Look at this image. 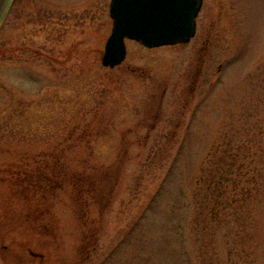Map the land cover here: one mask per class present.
Here are the masks:
<instances>
[{
    "label": "rangeland",
    "instance_id": "obj_1",
    "mask_svg": "<svg viewBox=\"0 0 264 264\" xmlns=\"http://www.w3.org/2000/svg\"><path fill=\"white\" fill-rule=\"evenodd\" d=\"M59 1L16 0L0 24V264H264V0H204L189 42L127 40L116 67L111 0ZM61 151L94 179L29 202L23 176ZM220 164L251 192L235 203L230 172L215 217Z\"/></svg>",
    "mask_w": 264,
    "mask_h": 264
},
{
    "label": "water",
    "instance_id": "obj_2",
    "mask_svg": "<svg viewBox=\"0 0 264 264\" xmlns=\"http://www.w3.org/2000/svg\"><path fill=\"white\" fill-rule=\"evenodd\" d=\"M12 0H0V24ZM203 0H111L112 31L102 56L116 67L127 56V39L147 47L186 43L196 34Z\"/></svg>",
    "mask_w": 264,
    "mask_h": 264
},
{
    "label": "trees",
    "instance_id": "obj_3",
    "mask_svg": "<svg viewBox=\"0 0 264 264\" xmlns=\"http://www.w3.org/2000/svg\"><path fill=\"white\" fill-rule=\"evenodd\" d=\"M225 152L227 151L224 150ZM224 152V155L222 156L221 160L226 159V157H228ZM54 153V152H53ZM227 153V152H226ZM243 152L237 153L233 156V159L236 160L238 159V157L241 159L245 158V157H250L253 158V154H250V152H248V154L250 155H243ZM64 154V151H61L60 153L58 152V155L55 154H51V156H55L53 157V162H49L48 160L45 161L44 167L47 169V171L49 172V168L52 169V174L54 175H50V177H48L46 172L40 173L39 175H37V173H35L34 175H26L23 176L24 178V188H22L23 191L27 190V187L30 190V194H29V202H32L34 200V193L37 192H43V189L45 188L43 182L44 180H47L45 182L51 181L52 183H50V186H48V189H45V191L42 193L44 196L46 195H54L57 196L56 190H53V188H59L61 190L65 189L66 187V183L69 180H75V179H79L80 181L82 180V182L84 183L85 180L87 179H94V176L89 174L87 175V172L84 171H78V172H70V167L69 164L71 162L67 161V156H62ZM45 153L43 152V154L41 153L40 158L41 160H43ZM47 155V159H49V154L46 153ZM34 161V160H31ZM80 165L82 166H88V162L85 160L84 161H79ZM232 166V165H231ZM245 166H243V164H240V166L237 167V169L234 167V169L232 170L231 168L228 167H224L223 164H220L219 167H217L216 171L217 173L212 174V182L215 185V189L213 187V191L212 193L214 194L212 196V198L208 201V206H209V202H211L212 207L210 206L211 209V213L214 214V216L216 217L218 215V212L223 209H226L227 206L231 205L232 202L229 199H223L222 196L225 193V187L224 182L227 181L229 182V173L231 172L234 176H235V184L237 185V187H240V185H242V187H240L239 193L237 195V201H235V203H240L241 206H243L245 204V202L248 200L247 195L250 196V192H251V188H246L245 186H243V178H246L247 174L246 172H244L243 170ZM24 170V171H23ZM251 170H255L257 171V174H259V168L257 166L253 167V169ZM250 170V171H251ZM219 171V173H218ZM23 172V173H22ZM236 172V173H235ZM50 173V172H49ZM20 174H27V169L26 166L22 165L20 166V168L18 169V172L13 173V176H16L17 179V183L15 185H17L18 183L21 184V180L19 178H21ZM18 176V177H17ZM52 178V179H51ZM15 180V179H14ZM49 180V181H48ZM77 180V181H79ZM53 182H56V185L53 184ZM95 182V181H94ZM92 184V183H91ZM91 184H89L88 187L84 186L81 187L79 186V183L77 184V182L75 181L73 185H75V188H78V191H76V194L78 193V196L80 195L81 198H85V197H89L90 194L92 195V199L94 201H96L95 199V194L96 192L92 193L94 191V189L91 187ZM259 184L258 180H255L254 185ZM30 185V186H28ZM49 188L51 191H49ZM76 194L74 196H76ZM77 196V197H78ZM75 198V197H74ZM235 200V199H234ZM37 201V200H36ZM41 202H39V200L37 201L36 206L34 207V216L37 217L40 212H39V208L38 207H42ZM32 211V209H30ZM30 252L33 253L36 256H39V258L41 259V261L43 262L44 256L42 253H37L34 252L33 250L30 249Z\"/></svg>",
    "mask_w": 264,
    "mask_h": 264
},
{
    "label": "flooded vegetation",
    "instance_id": "obj_4",
    "mask_svg": "<svg viewBox=\"0 0 264 264\" xmlns=\"http://www.w3.org/2000/svg\"><path fill=\"white\" fill-rule=\"evenodd\" d=\"M42 2L44 3V4H46V5H42V7L45 9H47V12L49 13V9H48V5H51L52 7H54V6H56V7H58V5H57V2H60L59 0H42ZM11 6H12V8L14 9V13L15 14H17V9L15 10V8H17V5H16V0H12V2H11ZM51 12H53V11H51Z\"/></svg>",
    "mask_w": 264,
    "mask_h": 264
}]
</instances>
